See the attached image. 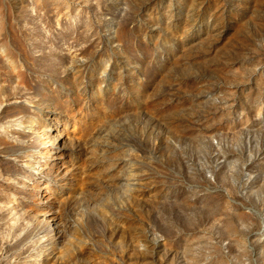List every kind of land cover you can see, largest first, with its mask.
I'll list each match as a JSON object with an SVG mask.
<instances>
[{
    "label": "rangeland",
    "instance_id": "374dc122",
    "mask_svg": "<svg viewBox=\"0 0 264 264\" xmlns=\"http://www.w3.org/2000/svg\"><path fill=\"white\" fill-rule=\"evenodd\" d=\"M0 264H264V0H0Z\"/></svg>",
    "mask_w": 264,
    "mask_h": 264
}]
</instances>
